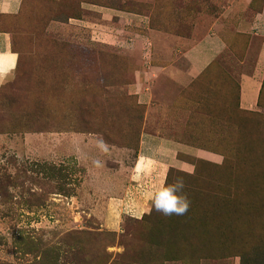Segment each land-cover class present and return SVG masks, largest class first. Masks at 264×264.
I'll return each instance as SVG.
<instances>
[{
	"label": "rangeland",
	"instance_id": "374dc122",
	"mask_svg": "<svg viewBox=\"0 0 264 264\" xmlns=\"http://www.w3.org/2000/svg\"><path fill=\"white\" fill-rule=\"evenodd\" d=\"M213 1L24 0L0 89V264H264V84L241 106L261 41L213 38L193 72ZM144 134L190 151L164 183L184 178L183 216L120 213Z\"/></svg>",
	"mask_w": 264,
	"mask_h": 264
},
{
	"label": "crops",
	"instance_id": "0c3cea01",
	"mask_svg": "<svg viewBox=\"0 0 264 264\" xmlns=\"http://www.w3.org/2000/svg\"><path fill=\"white\" fill-rule=\"evenodd\" d=\"M213 3L219 10L211 17L213 24L200 39H195L197 35L193 37L192 70L201 74L211 66L212 56L218 49L204 45L213 38L221 42L222 52L228 48L227 40L236 38V35L259 39L261 46L254 73L244 76L242 80L241 106L253 109L264 84V0H214ZM23 6L24 0H0V89L14 81L17 75L19 55L14 50L13 34L8 27L11 17L20 15ZM184 152L190 151L171 139L144 134L140 157L132 170L131 185L120 200V213L147 215L152 206L146 193L165 183L170 168L190 169V165L179 158ZM194 155L210 160L216 158V155L201 150L194 152Z\"/></svg>",
	"mask_w": 264,
	"mask_h": 264
},
{
	"label": "clouds",
	"instance_id": "9594fccd",
	"mask_svg": "<svg viewBox=\"0 0 264 264\" xmlns=\"http://www.w3.org/2000/svg\"><path fill=\"white\" fill-rule=\"evenodd\" d=\"M185 187L184 178L177 177L172 183H161L148 191L146 196L151 202L152 210L165 217L183 216L190 205Z\"/></svg>",
	"mask_w": 264,
	"mask_h": 264
}]
</instances>
